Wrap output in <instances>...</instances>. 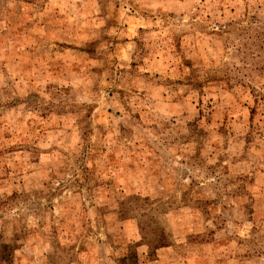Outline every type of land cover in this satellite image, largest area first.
<instances>
[{"label": "rangeland", "instance_id": "1", "mask_svg": "<svg viewBox=\"0 0 264 264\" xmlns=\"http://www.w3.org/2000/svg\"><path fill=\"white\" fill-rule=\"evenodd\" d=\"M0 264H264V0H0Z\"/></svg>", "mask_w": 264, "mask_h": 264}]
</instances>
